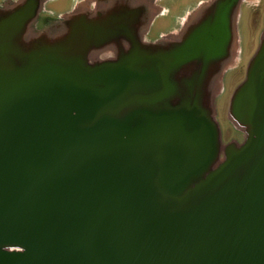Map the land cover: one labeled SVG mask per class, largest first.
Masks as SVG:
<instances>
[{
  "label": "water",
  "instance_id": "obj_1",
  "mask_svg": "<svg viewBox=\"0 0 264 264\" xmlns=\"http://www.w3.org/2000/svg\"><path fill=\"white\" fill-rule=\"evenodd\" d=\"M90 53L0 51V264H264L262 64L232 104L250 135L214 166L219 128L181 55Z\"/></svg>",
  "mask_w": 264,
  "mask_h": 264
},
{
  "label": "flooded vegetation",
  "instance_id": "obj_2",
  "mask_svg": "<svg viewBox=\"0 0 264 264\" xmlns=\"http://www.w3.org/2000/svg\"><path fill=\"white\" fill-rule=\"evenodd\" d=\"M160 19L169 23L159 28ZM5 20L0 51H91L90 64L117 61L133 51L181 55L179 66H170L180 70L177 78H186L187 87L194 84L196 92L204 93L220 134L217 96L226 73L244 62L245 22L261 21L263 26L254 53L244 64L243 79L231 95L230 116L235 94L247 85L251 71L259 63L256 71L264 70V54L256 59L264 51V0H0V23ZM160 64L147 66L155 70ZM177 78L169 73L171 92L182 83L174 81ZM254 81L253 90L242 97L253 107L263 97L259 78ZM238 114L252 119L253 108L248 111L245 105ZM228 119L239 129L232 117Z\"/></svg>",
  "mask_w": 264,
  "mask_h": 264
},
{
  "label": "rangeland",
  "instance_id": "obj_3",
  "mask_svg": "<svg viewBox=\"0 0 264 264\" xmlns=\"http://www.w3.org/2000/svg\"><path fill=\"white\" fill-rule=\"evenodd\" d=\"M164 22L169 23V21L167 22V20L165 19H160L158 21L159 28L161 25L164 24ZM262 26L263 24H261V21H258L256 25L255 24L247 25L246 22L244 23V31L246 34V40L243 43V46L246 48V51H243L244 62L241 66L233 67L226 73L221 89H220L221 83L218 82V86L216 89L217 92H219L220 89V92L219 95L217 96L216 112H217V119L221 128V134H219L216 144L218 152H216V157L214 159V166H218L221 162L225 161L228 157L229 151L234 147L241 146L247 140L246 138H248L250 135L247 131H245L244 126H241L236 122L237 125L239 126V129H236L234 124L229 121L228 117L229 118L232 117V119L234 118L233 116H230L228 108H229V101L235 87L243 79V74L245 71L244 64L247 63V60L254 53V50L256 48V42L258 41L259 32L262 29Z\"/></svg>",
  "mask_w": 264,
  "mask_h": 264
}]
</instances>
